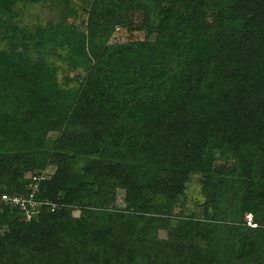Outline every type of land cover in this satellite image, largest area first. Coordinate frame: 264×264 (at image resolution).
I'll list each match as a JSON object with an SVG mask.
<instances>
[{
    "label": "trees",
    "instance_id": "obj_1",
    "mask_svg": "<svg viewBox=\"0 0 264 264\" xmlns=\"http://www.w3.org/2000/svg\"><path fill=\"white\" fill-rule=\"evenodd\" d=\"M133 10L143 39L108 44ZM83 13L36 37H55L79 79L0 51V193L26 196L43 173L35 199L55 205L29 223L3 206L0 264H264V0H88Z\"/></svg>",
    "mask_w": 264,
    "mask_h": 264
},
{
    "label": "rangeland",
    "instance_id": "obj_2",
    "mask_svg": "<svg viewBox=\"0 0 264 264\" xmlns=\"http://www.w3.org/2000/svg\"><path fill=\"white\" fill-rule=\"evenodd\" d=\"M63 0H29L27 2H19L17 0H0V21L11 19L10 24L15 30V41L13 44H9L5 39H1L0 36V51L9 50L10 46H14L16 52L20 53L21 59H28L30 63L35 62H44L49 65V68H53L54 74L57 78H78L77 70L67 68L69 61L65 59V54L63 48L57 47L53 42V39L50 38V41L46 40L44 42L38 41L37 30L42 26L52 25L54 26L57 23L63 24H74L80 26L81 20L84 19L83 11L86 8V3L88 0H64L72 9V14L67 15L65 6H63L59 11L57 10V4L55 2ZM126 27H115L112 31L111 36L108 38L107 43L112 45L124 44L132 41H141L144 37L143 32L135 30V26L139 23L141 19V14L139 10H133L132 12L125 15L124 18ZM208 19V17H207ZM186 28L183 32L177 33V36L180 41H184L192 34V30ZM23 35L26 33L28 35L24 38H19L20 34ZM30 38V39H29ZM33 38V40H31ZM16 40L18 46H16ZM28 43V44H26ZM32 43V44H31ZM34 43V44H33ZM23 50V51H22ZM218 158L216 163H218ZM81 165V164H80ZM79 164L77 166H80ZM225 169H231V166L227 164H222ZM226 166V167H225ZM48 170V168H47ZM197 179V178H196ZM196 179L193 178L188 184L187 189H185L186 203L189 212L195 214L198 218L201 214V208H199L202 198L199 194L198 185L196 184ZM123 194L121 191L116 193L115 204L117 206H123ZM178 208L174 210L176 213ZM77 213H73V216H76ZM250 214L244 215L243 221L248 225L252 224L250 220ZM164 237L163 232L158 233V238L161 239ZM190 238L194 243H199L195 235L190 233Z\"/></svg>",
    "mask_w": 264,
    "mask_h": 264
},
{
    "label": "built area",
    "instance_id": "obj_3",
    "mask_svg": "<svg viewBox=\"0 0 264 264\" xmlns=\"http://www.w3.org/2000/svg\"><path fill=\"white\" fill-rule=\"evenodd\" d=\"M46 179L45 174L30 176L27 184L29 192L26 196H8L0 193V213H2L3 206L10 210H15L21 222L29 223L40 215V207H48L53 209L54 204L35 199L39 191V183ZM251 220V218H250ZM249 223L248 225H250ZM252 226V225H250Z\"/></svg>",
    "mask_w": 264,
    "mask_h": 264
}]
</instances>
